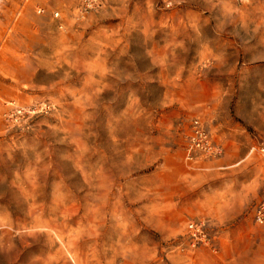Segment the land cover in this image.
Returning <instances> with one entry per match:
<instances>
[{"label": "rangeland", "instance_id": "obj_1", "mask_svg": "<svg viewBox=\"0 0 264 264\" xmlns=\"http://www.w3.org/2000/svg\"><path fill=\"white\" fill-rule=\"evenodd\" d=\"M259 147L264 0H0V264L264 259Z\"/></svg>", "mask_w": 264, "mask_h": 264}, {"label": "built area", "instance_id": "obj_2", "mask_svg": "<svg viewBox=\"0 0 264 264\" xmlns=\"http://www.w3.org/2000/svg\"><path fill=\"white\" fill-rule=\"evenodd\" d=\"M188 160H193L197 156H211L218 151L212 145L208 134L201 128L200 124L193 122L191 131L187 137ZM259 155L264 157V147L257 150ZM252 219L255 225L264 226V197L254 207ZM186 234L193 245H208L209 238L205 230V224L201 221H189L186 225Z\"/></svg>", "mask_w": 264, "mask_h": 264}, {"label": "bare ground", "instance_id": "obj_3", "mask_svg": "<svg viewBox=\"0 0 264 264\" xmlns=\"http://www.w3.org/2000/svg\"><path fill=\"white\" fill-rule=\"evenodd\" d=\"M39 13L41 10H38ZM10 106L12 105L11 103L9 104ZM30 110H27L26 108L23 107H13L9 113H7L8 120L11 122L10 119L18 120L19 118L24 117V115H28ZM32 113V112H30Z\"/></svg>", "mask_w": 264, "mask_h": 264}, {"label": "crops", "instance_id": "obj_4", "mask_svg": "<svg viewBox=\"0 0 264 264\" xmlns=\"http://www.w3.org/2000/svg\"><path fill=\"white\" fill-rule=\"evenodd\" d=\"M252 214H253V212H252ZM252 220H253V219H252ZM221 233H222V234L220 235V238H221V240H223L224 237H225V233H224L223 230H221ZM223 241H224V240H223ZM251 264H264V259L256 258L255 260H252Z\"/></svg>", "mask_w": 264, "mask_h": 264}]
</instances>
